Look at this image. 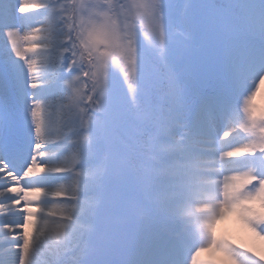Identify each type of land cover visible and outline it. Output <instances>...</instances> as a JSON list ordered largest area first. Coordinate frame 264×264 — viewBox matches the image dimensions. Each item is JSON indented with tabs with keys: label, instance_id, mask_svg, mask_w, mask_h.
I'll return each instance as SVG.
<instances>
[{
	"label": "snow or ice",
	"instance_id": "6c2138e0",
	"mask_svg": "<svg viewBox=\"0 0 264 264\" xmlns=\"http://www.w3.org/2000/svg\"><path fill=\"white\" fill-rule=\"evenodd\" d=\"M261 86L264 0H0L19 264H264Z\"/></svg>",
	"mask_w": 264,
	"mask_h": 264
},
{
	"label": "rangeland",
	"instance_id": "374dc122",
	"mask_svg": "<svg viewBox=\"0 0 264 264\" xmlns=\"http://www.w3.org/2000/svg\"><path fill=\"white\" fill-rule=\"evenodd\" d=\"M39 27V25H37ZM256 102L264 106V86H261L260 92L257 94ZM5 214L0 213V216ZM6 229H0V260H3L5 264H19L18 256L15 255V249L9 241L12 240V236H5L4 232ZM16 231H19L18 229ZM216 234L227 236L232 239L234 243H243L245 245L251 242L250 234L240 226L234 216H227L221 221L217 222L215 228ZM9 249H12L10 252ZM47 256H43L42 259H46ZM212 258L209 253H202L201 259ZM215 259L219 260V253L215 254Z\"/></svg>",
	"mask_w": 264,
	"mask_h": 264
}]
</instances>
